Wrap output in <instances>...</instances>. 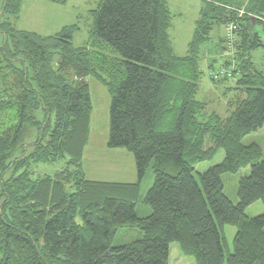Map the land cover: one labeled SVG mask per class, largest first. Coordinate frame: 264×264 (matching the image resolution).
Wrapping results in <instances>:
<instances>
[{
    "label": "trees",
    "instance_id": "obj_1",
    "mask_svg": "<svg viewBox=\"0 0 264 264\" xmlns=\"http://www.w3.org/2000/svg\"><path fill=\"white\" fill-rule=\"evenodd\" d=\"M21 5L3 0L0 18V264H167L171 242L196 264H264V213L245 215L251 203L264 204V159L257 143L241 142L264 125V53L259 65L251 59L264 50V0H203L183 56L171 45L165 0H99L82 46L72 43L77 23L47 35L16 28L11 18ZM230 23L233 52L223 32V55L207 62L211 81L238 76L239 95L222 118L196 94L211 32ZM233 57L240 63L230 68ZM218 67L231 76L211 77ZM88 76L110 94L105 146L132 154L134 182L85 177ZM25 127L37 134L29 151H22ZM220 148L222 161L195 175L194 165ZM57 161L63 165L53 175L31 176V164ZM246 167L234 204L221 177ZM149 168L150 210L140 216ZM226 224L235 227L232 251ZM119 227L141 237L112 246Z\"/></svg>",
    "mask_w": 264,
    "mask_h": 264
},
{
    "label": "rangeland",
    "instance_id": "obj_2",
    "mask_svg": "<svg viewBox=\"0 0 264 264\" xmlns=\"http://www.w3.org/2000/svg\"><path fill=\"white\" fill-rule=\"evenodd\" d=\"M99 0H67L65 4H48L45 0H22V6L17 19L11 18L14 26L18 29L34 31L40 34H51L58 30L60 25H68L77 23L78 29L73 34L72 43L75 46L87 45L88 32L92 26V17L89 10L96 7ZM3 0H0V18L1 7ZM42 3V4H39ZM203 4V0H169V8L171 11L172 22L169 28V36L171 45L174 48V52L178 56H183L187 51V44L192 36L195 26V19L198 17V10ZM57 10L56 12L47 9L46 7ZM54 6V7H53ZM60 10V11H59ZM57 15V16H56ZM51 16L54 18L55 24H60L55 28V25L50 23ZM60 18V19H59ZM62 23V24H61ZM226 34V31L221 26L213 28L210 38L207 42L209 47L213 43V37L220 34ZM225 37V36H224ZM1 39V36H0ZM262 48L251 52L253 59L255 58L259 62H263ZM224 52L218 51L210 56L218 58L219 55H223ZM220 58L219 61H221ZM239 64L240 61L234 57L230 59V68H234V65ZM200 67L202 75L198 81V90L196 99L200 101H206L209 112L214 111L220 117L224 118L228 115L227 102L239 95V90L235 89V78H230L222 83L211 81L208 77V69L206 59L201 61ZM88 84L90 101H91V114H90V151H86V178L96 180H114L118 177L110 176L107 174H114L110 167H105L107 162L103 161V156L97 146L101 142L107 139L109 132V105L110 94L106 87L102 85L96 78L92 76L86 77ZM231 88V89H228ZM36 130L29 127H25L22 137V144L24 147L22 151L31 150V144L36 141ZM243 144H249L251 142L257 143L261 148V159H264V125L257 131L252 132L244 136L241 140ZM110 150V149H106ZM20 151V150H19ZM17 152L16 156H20V152ZM107 152V151H106ZM131 154V153H129ZM131 154V158H132ZM224 152L220 148L215 155L208 160L198 162L194 165V174L202 173L208 167L215 165L222 161ZM93 158V160H91ZM133 160V159H132ZM30 166L31 176L33 178L40 175H53L58 171L62 165V161L55 163H33ZM108 165V164H107ZM127 165L124 164V168ZM249 174V168H241L236 173H224L222 175L223 193L232 203H237V184L238 180L242 176ZM125 179V178H123ZM153 184L152 170L149 168L146 172L144 179L140 186L139 200L136 203V213L143 216L149 212V207L143 202L144 195L147 190ZM264 213V204L257 200L251 203L245 209V215L247 217H254L256 215ZM223 232L229 251H232V241L235 233V227L232 225H224ZM141 237V233L135 229H129L126 227H119L112 240V246H119L129 243L135 239ZM167 264H196L194 259L189 256L181 254L177 242H171L169 244V255Z\"/></svg>",
    "mask_w": 264,
    "mask_h": 264
},
{
    "label": "crops",
    "instance_id": "obj_3",
    "mask_svg": "<svg viewBox=\"0 0 264 264\" xmlns=\"http://www.w3.org/2000/svg\"><path fill=\"white\" fill-rule=\"evenodd\" d=\"M165 1L167 3L168 8H169V0H165ZM47 3L50 4V5L54 4V3L51 4V2H48V1H47ZM39 4H42V3H39ZM44 7H46L47 9H50L51 11H54V12L57 11L55 9H58V8L52 9L50 7H47V6H44ZM200 9H201V6H200L199 10ZM169 10H170V8H169ZM199 10H198V14H199ZM170 13H171V11H170ZM56 16H51V18H49L50 19L49 20L50 23L52 25H55V28L60 25V24H55L54 23V18ZM171 22H172V20H171ZM194 23H195V21H194ZM63 26L64 25H60L59 29L61 27H63ZM255 30L256 31H259L263 35V32L261 31L260 27H256ZM54 32H56V30ZM222 35L223 34H220L218 36V34H217V36L213 37V39H214L213 43L210 44L209 47L206 46V47H208V48H210V49L213 50V51H210L211 54H214L215 52H218L220 50V42H221ZM173 50H174V48H173ZM210 52H208V53H210ZM211 54L206 55V57L204 58V59H206V63L209 60H213V58L215 60L214 62L218 61V58H215L214 56L211 57L210 56ZM251 59L253 60V62L257 63L258 65L261 64V62H259L255 58L253 59L252 56H251ZM90 142H91V138H90V134H89L88 143H87V145L85 146V148L83 150V156H82V165H83V170H84L85 176H86V163H85V160H86V151H90V148H89L90 147ZM105 143H106V140L104 139L101 142V144H99L97 146V148L99 149L100 153L103 155V156H101V157H103L102 160L105 161V162H107V164H108V165L106 164L105 167H110V170L114 173V174H107V175L115 176V177H118V178H116L114 180H96V179H89V180L103 181V182H120V183H130V182H134L136 180V173H135L134 161L132 160L133 157L131 158V154H129V152H127L125 149H121V148L106 150V149H109V148H107L105 146ZM91 160H93V158H91ZM124 164L127 165L126 168H124ZM123 178H125V179H123Z\"/></svg>",
    "mask_w": 264,
    "mask_h": 264
},
{
    "label": "built area",
    "instance_id": "obj_4",
    "mask_svg": "<svg viewBox=\"0 0 264 264\" xmlns=\"http://www.w3.org/2000/svg\"><path fill=\"white\" fill-rule=\"evenodd\" d=\"M235 30L236 25L233 23H230L225 26L227 45L229 47L230 52H233V45L236 41V37L234 34ZM209 75H211V77H213L214 79H219L224 76H231V71L222 67H218L215 70L211 71Z\"/></svg>",
    "mask_w": 264,
    "mask_h": 264
}]
</instances>
